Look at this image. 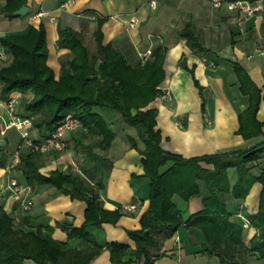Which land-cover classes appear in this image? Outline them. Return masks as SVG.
<instances>
[{
    "label": "crops",
    "instance_id": "1",
    "mask_svg": "<svg viewBox=\"0 0 264 264\" xmlns=\"http://www.w3.org/2000/svg\"><path fill=\"white\" fill-rule=\"evenodd\" d=\"M63 1L67 0H27L28 9L20 16L10 17L0 12V36L42 24L48 49L46 63L52 67L57 78L59 56L68 52L56 46L57 26L71 27L81 33L87 42L93 40L97 20L101 19L103 43H111L118 48L129 64H139V54L146 49L152 50L151 59L157 48L163 49L164 79L159 87L161 90L168 89L170 96L164 99L158 96L148 107L157 110L155 129L161 134L160 145L165 151L189 158L264 145V124L261 125L262 135L244 138L237 132L238 114L247 107L248 96L241 92L234 68V64L238 63L260 89L256 118L264 123V13L257 12L250 18H243L224 5L212 6L209 0H154V6L149 4L150 0H73L61 7ZM5 2L0 0V8ZM40 9L47 11L48 15L31 18ZM132 17L137 22L131 26L128 22ZM188 22L193 24L199 42L207 50L202 55L192 51L179 34ZM3 56L0 55V67L10 60L7 54ZM181 58L183 64L180 63ZM11 93L18 96L17 107L20 109L19 103L32 97L31 91ZM10 94L2 96L0 93V101ZM4 117V111L0 110V126ZM108 122L115 132L114 138L108 148H95L96 153L106 160L98 164H86L84 161L90 167V183L95 184L97 180L102 183L98 188L102 207L118 209L121 215L115 223L102 222L100 227L91 231L100 243L115 242L134 248L135 243L129 238L127 230L140 227V216L148 207L149 200L147 178L141 165L143 155L128 144L125 136H133L139 149L143 145L135 130L126 126L117 114L111 115ZM76 131L79 130L66 135L67 151L82 161V155L71 146ZM30 134L37 136L33 129ZM0 139L5 140L1 146L5 165L0 166V209L26 228H49L53 238L67 241L69 247L82 245V240L68 238L61 224L57 223L67 221L79 226L84 220L85 201L58 192L50 184L26 183L16 163L18 153L28 146L21 142L19 132L13 127L0 134ZM55 154L45 155V163L40 168L42 173L54 168L65 172L73 170L72 158L65 159L62 152ZM203 166L211 167L207 164ZM261 167H264V158L254 166V173L257 174ZM227 173L232 186L236 180L235 170L229 168ZM10 178L27 187L25 195L32 200L29 208L22 207L21 196L13 194L11 188H5ZM261 188L262 184L255 181L243 199L226 195L230 218L241 223V237L246 245L257 233L256 228L249 224L248 216L257 211ZM173 198L182 210L184 220L203 208L199 196H191L187 201L178 196ZM126 204H134V207L126 210L123 208ZM155 236L157 245L149 248L153 256L152 264H227L221 263L216 255L201 253L205 244L198 227L191 228L183 223L173 232L164 230ZM127 258L129 261L126 264L144 262V256ZM27 263L33 264L30 261ZM89 264H112L109 250L102 247ZM243 264H264V256L250 252L245 255Z\"/></svg>",
    "mask_w": 264,
    "mask_h": 264
},
{
    "label": "trees",
    "instance_id": "2",
    "mask_svg": "<svg viewBox=\"0 0 264 264\" xmlns=\"http://www.w3.org/2000/svg\"><path fill=\"white\" fill-rule=\"evenodd\" d=\"M26 3L27 0H6L0 12L12 17L13 11ZM101 24L102 20L98 19L93 32V50L88 48L81 33L71 27L57 26L56 46L68 50L59 56L57 78L46 63L48 49L42 24L0 36V45L10 58L0 67V93L5 96L11 92H32L31 98L19 103L21 112H18L31 117L36 138L45 136L66 113H72L81 126L73 135L71 146L82 155L86 164L106 160L95 148H108L114 138L115 132L108 122L111 115L117 114L126 126L135 130L142 149L138 148L133 136L125 137L128 144L143 155L141 165L147 178L149 200L140 216V227L127 230L135 247L115 242L103 244L92 234L91 230L100 227L102 222L115 223L121 211L102 207L98 194L102 183L100 180L90 183V167L84 164L81 172L54 168L42 173L40 168L45 163V155L52 152L43 153L28 147L18 153L16 163L26 183L50 184L58 192L85 201L84 220L79 226L67 221L57 223L68 238L80 239L83 244L69 247L67 241L53 238L49 228H26L0 209V264H28L27 261L33 264H89L102 247L109 250L112 264H126L129 261L126 256H144L143 264H152L149 248L157 245L156 233L173 232L183 223L200 228L205 244L201 253L216 255L221 263L243 264L245 255L250 252L264 256V167L257 174L253 171L264 158V145L189 158L165 151L160 145L161 134L155 129L157 110L148 107L161 94L163 49L157 48L154 57L145 63L129 64L118 48L103 43ZM179 34L192 51L201 55L207 51L199 42L192 23H186ZM180 63L183 64L182 58ZM234 68L240 90L248 96L247 107L238 114L237 132L244 138L262 135L264 123L256 118L260 89L238 63ZM1 148L0 166H4ZM229 168L236 173L232 186L228 182ZM255 181L260 182L262 188L257 211L248 216V221L257 233L246 245L241 237V223L230 218L226 195L243 199ZM175 196L184 201L199 196L203 208L184 220Z\"/></svg>",
    "mask_w": 264,
    "mask_h": 264
},
{
    "label": "built area",
    "instance_id": "3",
    "mask_svg": "<svg viewBox=\"0 0 264 264\" xmlns=\"http://www.w3.org/2000/svg\"><path fill=\"white\" fill-rule=\"evenodd\" d=\"M73 0L63 1L60 6L65 7ZM214 7L225 6L228 10L236 11L240 13L243 18H250L257 12L264 13V0H209ZM155 1L150 0L149 4L154 6ZM48 15V12L40 9L31 18ZM137 22L136 18H130L128 24L134 25ZM4 57V53L0 54ZM152 55L151 49H146L139 54L140 63H145L150 59ZM170 92L168 89L163 88L161 90L160 98H169ZM18 96L16 94H10L6 99L0 101V110H3L5 117L3 118L0 126V134H4L5 130L9 127L15 128L20 135L21 142L33 150H38L43 153L49 152H63L67 150L66 135L70 131H75L80 128L81 123L72 113H66L61 119H59L54 127L43 137L36 138L30 133L32 131L31 117L21 115L17 110ZM75 165L74 162H71ZM5 188H11L13 194L21 196V205L24 209L29 208L32 204V200L27 198L25 191L27 187L20 184L15 178H10ZM134 207V204H126L124 209L129 210Z\"/></svg>",
    "mask_w": 264,
    "mask_h": 264
},
{
    "label": "rangeland",
    "instance_id": "4",
    "mask_svg": "<svg viewBox=\"0 0 264 264\" xmlns=\"http://www.w3.org/2000/svg\"><path fill=\"white\" fill-rule=\"evenodd\" d=\"M86 45L88 46V48L90 50H93L94 49V43H93V40H88L86 42ZM17 110L20 111V108L17 107ZM36 132V131H35ZM32 133V131H31ZM77 133V132H76ZM67 150L69 151V145H68V141H67ZM63 151L62 153L65 155V159H70L72 158V160L74 161L75 165L72 166V169L74 171H77V172H81V166H84L85 164V161H81L80 158L76 157L75 154L71 153V155L68 154V151ZM49 155H56L54 152L52 153H49Z\"/></svg>",
    "mask_w": 264,
    "mask_h": 264
},
{
    "label": "water",
    "instance_id": "5",
    "mask_svg": "<svg viewBox=\"0 0 264 264\" xmlns=\"http://www.w3.org/2000/svg\"><path fill=\"white\" fill-rule=\"evenodd\" d=\"M28 7L27 5H22V7L20 6L18 9L13 11V15L14 16H20L23 15L26 11H27ZM5 144V140L4 139H0V147L2 145Z\"/></svg>",
    "mask_w": 264,
    "mask_h": 264
}]
</instances>
